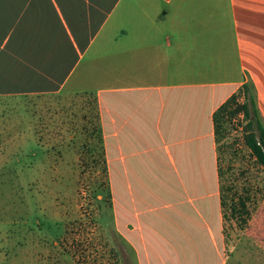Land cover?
Returning a JSON list of instances; mask_svg holds the SVG:
<instances>
[{
    "label": "crops",
    "instance_id": "obj_1",
    "mask_svg": "<svg viewBox=\"0 0 264 264\" xmlns=\"http://www.w3.org/2000/svg\"><path fill=\"white\" fill-rule=\"evenodd\" d=\"M244 83L264 128V0H0V96L105 94V175L131 248L172 253L207 196L222 244L211 114Z\"/></svg>",
    "mask_w": 264,
    "mask_h": 264
},
{
    "label": "rangeland",
    "instance_id": "obj_2",
    "mask_svg": "<svg viewBox=\"0 0 264 264\" xmlns=\"http://www.w3.org/2000/svg\"><path fill=\"white\" fill-rule=\"evenodd\" d=\"M102 45L99 35L91 51ZM104 97L0 96V264H264V167L243 143L240 114L224 118L214 140L222 244L215 199L207 196L192 201L208 211L197 218L201 227L172 230L176 244L161 256L131 248L119 232L103 163Z\"/></svg>",
    "mask_w": 264,
    "mask_h": 264
},
{
    "label": "trees",
    "instance_id": "obj_3",
    "mask_svg": "<svg viewBox=\"0 0 264 264\" xmlns=\"http://www.w3.org/2000/svg\"><path fill=\"white\" fill-rule=\"evenodd\" d=\"M242 97V101L238 102V98ZM244 122V132L242 136L243 143L253 155L255 161L264 167V128L261 124L257 108L253 99V94L247 84H242L237 90L231 93L221 102L211 114L213 125L214 140H217L221 123L224 118H231L239 115ZM219 176V171L217 170ZM221 189L218 188V193ZM223 204L221 195L219 196V205ZM243 208L244 203L240 202ZM223 215V214H222Z\"/></svg>",
    "mask_w": 264,
    "mask_h": 264
}]
</instances>
